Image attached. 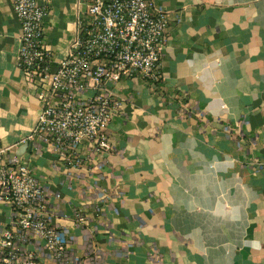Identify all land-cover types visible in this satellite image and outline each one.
Masks as SVG:
<instances>
[{
    "label": "crops",
    "instance_id": "0c3cea01",
    "mask_svg": "<svg viewBox=\"0 0 264 264\" xmlns=\"http://www.w3.org/2000/svg\"><path fill=\"white\" fill-rule=\"evenodd\" d=\"M40 2L44 44L59 59L85 5ZM155 2L169 14L161 80L108 85L124 100L112 151L75 170L28 138L40 83L17 66L20 26L0 0V148L29 162L49 222L71 236L65 262L31 244L43 264H264V0ZM10 218L1 202L0 235Z\"/></svg>",
    "mask_w": 264,
    "mask_h": 264
},
{
    "label": "built area",
    "instance_id": "2783aa9c",
    "mask_svg": "<svg viewBox=\"0 0 264 264\" xmlns=\"http://www.w3.org/2000/svg\"><path fill=\"white\" fill-rule=\"evenodd\" d=\"M76 33L54 59L44 44L47 7L40 0H9L20 26L16 56L24 79L39 81L40 113L28 138L50 147L55 163L78 170L112 151L109 124L123 98L108 90L135 74L160 82V61L168 42V12L155 0H82ZM178 21L179 18L175 17ZM0 148V203L11 218L0 235V264H43L30 245L39 240L54 260L66 261L71 236L52 225L46 190L28 161ZM83 207L76 225L87 223Z\"/></svg>",
    "mask_w": 264,
    "mask_h": 264
},
{
    "label": "water",
    "instance_id": "95a60500",
    "mask_svg": "<svg viewBox=\"0 0 264 264\" xmlns=\"http://www.w3.org/2000/svg\"><path fill=\"white\" fill-rule=\"evenodd\" d=\"M17 157H19V158H20L21 156H17Z\"/></svg>",
    "mask_w": 264,
    "mask_h": 264
}]
</instances>
